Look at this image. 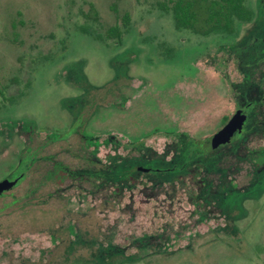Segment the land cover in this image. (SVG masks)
Masks as SVG:
<instances>
[{
  "label": "rangeland",
  "instance_id": "374dc122",
  "mask_svg": "<svg viewBox=\"0 0 264 264\" xmlns=\"http://www.w3.org/2000/svg\"><path fill=\"white\" fill-rule=\"evenodd\" d=\"M161 1L0 0V181L49 157L0 191V264H264L263 131L207 176L85 198L44 177L54 159L76 166L77 119L96 141L111 136L102 158L136 140L168 158V132L206 142L235 113L234 91L264 109V0H246L253 16L233 33L207 35L176 28ZM125 13L120 41L98 37Z\"/></svg>",
  "mask_w": 264,
  "mask_h": 264
},
{
  "label": "trees",
  "instance_id": "16d2710c",
  "mask_svg": "<svg viewBox=\"0 0 264 264\" xmlns=\"http://www.w3.org/2000/svg\"><path fill=\"white\" fill-rule=\"evenodd\" d=\"M89 6L91 15L96 17L97 11L94 4L89 2ZM159 8L171 13L176 28H186L201 35L233 33L237 21H248L253 16V11L246 4V0H167L159 2ZM122 19V26L118 23L110 24L98 37L120 41L123 27L128 23V13L123 14ZM3 88L4 85L0 82V94L3 93ZM236 93L238 91H234L237 105L235 113L239 115L240 121L245 120V127L237 131L235 135L227 137L217 147L204 150L198 140L187 131L176 130L168 132L172 136L171 147L173 148V153L168 158L164 155H149L146 152L148 148L142 140L129 141L125 144L124 147L129 149L124 154H106L102 158L97 154L99 145L100 143L108 144L112 140L111 136L103 141H96L98 137L83 133L82 121L77 119L74 132L80 136L82 144L81 150L77 149L79 151L76 153L78 158L76 166L54 159L52 171L45 172L44 177L50 176L51 179L56 180L57 176L62 175L60 181L67 180L68 183L75 184L79 191L77 193L85 198L89 193L94 194L95 191L107 189L110 185L120 190V185L123 183L133 186L138 181L151 180L165 183L184 179L193 174L207 176L208 173L216 171V168L219 169L222 157L233 153L249 132L252 130L264 132V109L261 106H249L251 101L241 99ZM229 118L230 116L224 114L221 123L224 124ZM91 144L94 147L88 149ZM120 144V141H116V146ZM46 158L49 157L36 153V156L30 157V163H21L13 170L10 175H14L10 179L18 181L26 175L32 164ZM18 168L21 170L17 171ZM206 179L203 181L208 186L211 178ZM61 189V186L57 187L56 192L60 193Z\"/></svg>",
  "mask_w": 264,
  "mask_h": 264
},
{
  "label": "water",
  "instance_id": "95a60500",
  "mask_svg": "<svg viewBox=\"0 0 264 264\" xmlns=\"http://www.w3.org/2000/svg\"><path fill=\"white\" fill-rule=\"evenodd\" d=\"M240 123V118L237 113H234L230 118L215 132H213L206 142H200L199 145L204 150H209L216 147L221 142L225 141L229 133ZM12 179H5L0 181V191L9 187L12 184Z\"/></svg>",
  "mask_w": 264,
  "mask_h": 264
}]
</instances>
